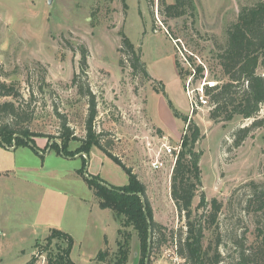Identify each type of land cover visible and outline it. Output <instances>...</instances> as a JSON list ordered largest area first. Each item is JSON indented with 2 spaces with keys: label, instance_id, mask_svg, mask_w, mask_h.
I'll use <instances>...</instances> for the list:
<instances>
[{
  "label": "rangeland",
  "instance_id": "374dc122",
  "mask_svg": "<svg viewBox=\"0 0 264 264\" xmlns=\"http://www.w3.org/2000/svg\"><path fill=\"white\" fill-rule=\"evenodd\" d=\"M258 3L264 0H193L192 13L171 19L160 0H0V80L15 84L25 97L26 81L29 84L34 113L28 128L35 147L0 145V264H27L33 257L35 264H46L45 240L53 235L51 229L72 237L70 258L75 264H102L96 262L100 250L116 251L120 224L109 210L99 209L84 176L117 188L127 185L129 177L93 145L86 173L79 171L83 163L75 155L85 138L88 108L72 86L83 48L88 85L97 98L93 132L145 185L154 220L167 231L184 227L169 196L171 159L165 158L162 170L150 168L162 142L180 145L186 124L176 113L185 117L190 113L184 89L189 69L182 65L178 49L193 69L207 68L209 79L226 82L217 47L225 44L226 29L237 21L241 8ZM123 35L140 50L150 81L132 75L119 51ZM259 63L257 73L264 75V53ZM208 112L191 118L200 132L195 150L201 153L193 211L201 194L207 201L215 198L222 203L220 249L234 256L231 238L236 236H245L248 248L264 246V219L245 211L243 188L250 182L264 184V126L234 147L232 134L253 120L236 116L214 124ZM58 114L73 132L68 141L58 138ZM262 118L264 107L257 115ZM53 144L64 146L69 157L57 154ZM131 232L127 264H137L139 242ZM56 238L54 247H64L65 242ZM211 239L208 231L205 245ZM152 260L151 264H183L169 244Z\"/></svg>",
  "mask_w": 264,
  "mask_h": 264
},
{
  "label": "trees",
  "instance_id": "16d2710c",
  "mask_svg": "<svg viewBox=\"0 0 264 264\" xmlns=\"http://www.w3.org/2000/svg\"><path fill=\"white\" fill-rule=\"evenodd\" d=\"M160 6L163 13L171 19L185 16L194 10L193 0H174L173 4H166L164 0H160ZM225 35V44L217 47L216 59L227 80L211 90V108L208 117L214 124L230 122L236 116L243 120L252 119L253 122L250 125L240 127L232 134L233 146L239 147L255 129L264 126V118L257 119L258 113L264 107V75L257 73V67L261 64L259 58L264 53V3L241 8L237 21L228 26ZM119 51L126 56L128 67L134 77L140 75L145 80H151L145 63L141 59L140 50H136L124 35ZM176 67L178 69L177 62ZM87 70V51L83 48L79 61V73H75L72 78V86L77 89V94L86 100L88 107L85 138L75 154L82 159L83 163L79 171L86 173L84 168L87 153L93 145L120 165L129 177L127 185L117 188L106 184L98 177L87 174L84 176L99 209L109 210L114 220L120 224L116 251L111 254L107 249L100 250L96 255V262L127 264L132 230L136 233L139 242L137 264H151L153 257L158 256L168 244L173 246L175 255L183 260V264H225V261L226 264H264V246L248 248L245 244V236L231 238L234 256L223 254L220 248L224 244L218 225L223 205L217 199L207 201L201 194L194 213L193 201L201 181L199 169L201 153L195 150V145L200 139V132L191 119L177 113L176 116L187 124V130L182 135L181 149L171 171L169 195L179 219H184V227L167 231L164 225L154 220L145 185L120 160L110 154L101 144L100 135L93 132L98 115L97 98L88 85ZM195 71L199 76L203 69L196 67ZM82 79L83 82L80 83ZM44 81L43 76L42 85ZM26 85L28 97H25L15 84H6L0 80L1 146L12 145L15 149L19 147L35 149L33 135L28 128L34 113L31 107L33 92L27 81ZM40 90H43L42 87ZM58 116L61 119L58 138L68 141L74 137L73 132L64 116L60 114ZM51 147L59 155L65 157L70 155L65 152L64 146L62 148L53 144ZM243 188H246L247 196L245 211L264 219V184L250 182ZM199 210L204 212L197 216L196 213ZM208 231L211 232L213 239L205 245ZM50 232L53 235L45 240L46 264H75L70 258L72 237L56 229H51ZM56 235L65 242L64 247L61 244L54 247L52 241ZM104 243L106 244V240ZM35 263L36 257H33L27 264Z\"/></svg>",
  "mask_w": 264,
  "mask_h": 264
},
{
  "label": "built area",
  "instance_id": "2783aa9c",
  "mask_svg": "<svg viewBox=\"0 0 264 264\" xmlns=\"http://www.w3.org/2000/svg\"><path fill=\"white\" fill-rule=\"evenodd\" d=\"M178 51L180 56L182 57L181 59L183 62L182 65L188 67L189 69L187 70L188 74L184 75L185 77L184 89L190 107V113L188 115L190 120L193 116H196L199 112H202L203 110H210L211 90L214 89L215 86L219 84V82H215L214 80L209 79L208 77L209 73L207 68H202L203 71L198 76L196 74L195 69L192 68L189 61L184 57L182 52L179 49ZM186 130H187V124L185 126L184 133L186 132ZM180 145L178 146V148H176V147H171L165 142H162L159 147V151L155 153L154 158L150 163V168L153 171H159L164 169L166 164L165 158L169 157L171 159L170 169L172 171L174 163L181 149Z\"/></svg>",
  "mask_w": 264,
  "mask_h": 264
},
{
  "label": "water",
  "instance_id": "95a60500",
  "mask_svg": "<svg viewBox=\"0 0 264 264\" xmlns=\"http://www.w3.org/2000/svg\"><path fill=\"white\" fill-rule=\"evenodd\" d=\"M12 149H14V148L12 147ZM146 263H147V261H146Z\"/></svg>",
  "mask_w": 264,
  "mask_h": 264
},
{
  "label": "crops",
  "instance_id": "0c3cea01",
  "mask_svg": "<svg viewBox=\"0 0 264 264\" xmlns=\"http://www.w3.org/2000/svg\"><path fill=\"white\" fill-rule=\"evenodd\" d=\"M40 151V150H39ZM170 196V195H169ZM173 203V202H172ZM174 205V204H173Z\"/></svg>",
  "mask_w": 264,
  "mask_h": 264
}]
</instances>
